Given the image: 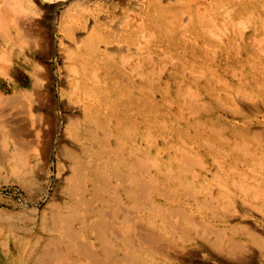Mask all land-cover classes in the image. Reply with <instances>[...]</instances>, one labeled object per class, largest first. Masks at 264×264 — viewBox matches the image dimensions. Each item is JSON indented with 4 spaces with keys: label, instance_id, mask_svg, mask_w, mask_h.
I'll list each match as a JSON object with an SVG mask.
<instances>
[{
    "label": "bare ground",
    "instance_id": "obj_1",
    "mask_svg": "<svg viewBox=\"0 0 264 264\" xmlns=\"http://www.w3.org/2000/svg\"><path fill=\"white\" fill-rule=\"evenodd\" d=\"M21 1L0 0V77L3 76L7 80L13 81L11 73H13L17 62L20 66L32 69V71H27L32 76L30 88L26 91L27 94L23 96H5L0 92V117L2 118L0 120V136L8 140L9 145H7L6 152L9 151V146H12V144L14 151V159L7 158V154H2L0 155V163L3 165L4 163L12 164L15 162L14 175L23 187L28 188L35 177L36 170L33 168V163L37 165L35 167L39 172L44 173L43 171L49 165L46 167V163L39 162V155L42 154L43 160H49L53 140L59 135L58 145L56 144L59 154L56 158L65 161L64 163H66L68 169L67 174L63 175L61 171L64 167L61 163L58 164L55 193L44 210L41 228L38 232L26 230L24 233V237L28 238V241L25 243V250L21 251V263L144 264L143 256L147 258L151 256L152 260H155V257L160 258L164 264H193V260L191 263H187V260L181 255L182 253L176 254L174 251L170 252L165 247L163 248L164 241L161 240V232L160 235H158L159 232H147L146 228L143 227L145 221L153 229L159 227L165 234H172V238L184 245V248L188 245H197L196 241L198 240L202 244V250H212L217 253L216 260H220L221 256H228L232 258L235 264H256L254 254L260 243L256 241L257 229L250 225L253 220L250 224L245 221L244 224L232 227L230 223L234 221L233 218H235L236 212L231 215L230 211L216 206L213 202L212 205L208 204L210 201L206 197L207 203H205L206 201L202 202L203 205L200 206L196 194L191 196V198H195L196 208L198 207L201 210L203 206L205 207L204 204L207 207L211 206L208 211L212 214L213 219L221 216L223 220L220 222L229 221L231 227L221 228V224H215L212 219V221L207 220L205 218L207 217L206 214L202 213V216L201 213H197L195 215L192 206H188L191 198L185 196L177 198V202H175L173 198L170 199L168 192L157 189L158 186L155 183L158 180L168 183L166 173L160 166L151 164L148 161L150 139L154 141L156 159L161 158L164 154L165 148H163L162 143L164 131H166L164 130L166 112L163 113V110L168 103L179 105L178 101L174 102V99L173 101L168 99L171 96L168 98L166 96L167 93H170V90H167L172 85H176L178 88L175 93L179 98L183 94L180 90L184 89L183 92H187L183 95L184 100L180 105L181 108H183L182 105L192 107L198 104L204 107L206 105L214 107L219 105L220 96L224 93L228 95L229 92L235 93L233 97H231L232 95L228 96L230 97L229 103L236 106L241 105L240 103L244 101L248 102L247 99L249 100V98L256 105L259 102L254 98L255 96H258L257 99L264 98L262 85L257 82L254 83L255 81L253 80V82L249 78V76L257 75L262 62L260 59L262 56L259 54L260 49L257 46V38L261 29L257 27L256 22L253 26H246L243 29L241 28L242 23H237L238 25H234V23L231 34L236 43L233 42L232 37V43L230 38L227 42H224L228 37L225 39L218 38L220 41L218 44L222 49L219 48L221 53L217 56V49H213L216 43L211 38V31L208 28L209 23H215L216 17L210 18L207 11L202 13L193 12L194 5L200 0H178L176 5L168 9L165 8V12H162L163 8H158V10L155 8L152 12L153 6H156L159 0H149L146 10L142 11L145 14H132L133 17L128 13V10L130 8L135 10L138 5L136 0H118L119 3L130 7L126 11L120 9V12L116 10L117 6L114 5L117 0H107L111 2L115 14L107 16L110 20L105 21V23L97 21L100 15H104L109 10L108 8L104 9L103 4L97 5L93 10L92 8H84L85 11L79 14L66 15L65 21L62 23V31L68 33L69 43L72 42L70 44L72 47H64L66 49V53H64L67 54L70 60L69 75L71 79L68 82L69 86H67L69 87V93L67 92L68 96L66 97L68 103L61 102L59 104L60 111H54L53 95H50V87L46 84L50 70L41 68L42 66H36L35 63L24 58L25 51L37 52L41 48V52H45L49 44L48 31L38 29L37 22L34 23L28 19L30 13L25 11ZM87 11L88 13H85ZM152 14H154L153 17ZM91 16H93L95 22L89 28L87 22L90 21ZM238 16L239 14L235 13L234 10L230 17L235 20ZM158 18H161L160 22L165 24L167 33L165 31L164 34L160 32L157 34V30H161V28H158L156 32L151 30L155 26L152 27L154 24L150 25L148 22H154ZM245 20L247 21V19ZM225 27L227 26L225 25ZM82 30H85V36L80 35ZM251 31L253 35H251ZM244 44L249 46H243ZM231 62L233 63L230 65ZM244 63H249V67H247L249 71H245ZM240 67L241 70H238ZM17 88L15 87L13 92H16ZM60 96H66L64 90ZM226 99L228 98L226 97ZM260 100L262 101V99ZM19 104L24 106L23 110H25L28 120L26 124L10 121L13 109ZM193 111H197L196 108L191 113ZM204 111L206 112L205 109ZM194 114L196 115L195 112ZM170 118L172 117L168 119ZM241 118L243 119V117ZM200 128L202 129V127ZM256 130L258 131V129ZM257 134L255 133V135ZM169 135L167 136L169 137ZM220 136H224L223 139L227 142L225 135ZM261 136L264 135L261 134ZM193 139L196 138L193 137ZM215 141L217 142V140H214V143ZM211 145L210 147H212ZM262 145L264 147V144L260 146L262 147ZM244 146L239 147L236 144L235 148L238 151L240 150L243 156L251 157L256 163L258 162V167H264L260 148L252 150ZM195 153L200 154L197 151ZM32 154H35L34 159L31 157ZM199 157L196 158L199 159ZM153 158L155 157L153 156ZM221 159L220 162H222ZM162 161L164 160L162 159ZM186 163H188L187 160ZM184 166L186 167L183 164ZM217 167L218 170L220 168L221 174H214L211 165L207 164L203 168V174L199 176L206 183L205 186L201 187V191L203 190L205 196L210 197L209 195H211V201L216 200V198L217 200L227 199L225 193L238 187L236 181L232 183L234 187L229 186L228 180L225 178L226 170L218 164ZM181 172L183 173V171ZM253 172L254 182L255 180L256 182L262 180L261 175L259 177L255 170ZM209 176L217 181L215 189L218 192L216 196H214V189L211 188V184L214 185L211 183L212 180H207ZM52 182L54 183V181ZM201 183L203 184V182ZM37 188L39 187L37 186ZM226 189L228 190L225 192ZM248 193L249 191H247ZM242 198L239 199L238 197L239 200H242ZM238 199L236 198V200ZM231 200H235L234 196ZM240 205H242V202ZM246 205L242 206L245 207ZM258 209L260 207L257 209L255 207L256 211ZM135 214L137 217H135ZM243 221L240 222L243 223ZM254 223L256 222L254 221ZM46 233L48 236L45 237ZM16 243L18 244L19 240ZM148 263L151 262L148 261Z\"/></svg>",
    "mask_w": 264,
    "mask_h": 264
},
{
    "label": "rangeland",
    "instance_id": "obj_2",
    "mask_svg": "<svg viewBox=\"0 0 264 264\" xmlns=\"http://www.w3.org/2000/svg\"><path fill=\"white\" fill-rule=\"evenodd\" d=\"M19 1H21V0H19ZM136 1H137L138 5L136 6L135 10H131V8L128 5H126V4L123 5V4L119 3L118 0L114 2V5L117 6L116 10H118V12H120V9H123L124 11H126L128 8H130L128 10V13L130 15H132V14H135V15L142 14L143 13L142 11L146 10V5H147L149 0H144V1L143 0H136ZM177 1L178 0H159L158 4L156 6H153L154 8H153L152 12H154L155 8H156V10H158V8H163L162 12H165L166 11L165 8H167V9L171 8L173 5H176ZM21 2H22L23 7L25 8V11H28L30 13V14H28V19L30 21L32 20L31 22H34V23L37 22V28L38 29H40L42 31H48L47 39L49 41L48 48L45 50V52H43V51L41 52V48H39L38 49L39 51H37V52L25 51L24 58L28 59L29 61H32L33 63H35L36 66L37 65L39 67L42 66L41 68H44V69L48 68L50 70V75L46 79V84L50 87V95L51 96L53 95L52 96V98H53L52 100H53V104H54V107H55V108H53L54 111L55 110L56 111H60V105L59 104H61V102L62 103L66 102V104L68 103V98H66V97L68 96L67 94L69 93V91H68L69 87H67V86H69L68 82L71 79V77L69 75L70 60L68 59L67 54H65L66 53V49H64V47H70L71 46L70 44L72 42L69 43L70 40H69V38L67 36L68 33L66 31H62V23H64L66 15L69 16L72 13L79 14L80 12L85 11L86 8H88V9L92 8V10H93L97 5L103 4L104 5V9L108 8L109 10H108V12L104 13V15H100L98 17L97 21H99L100 23H105V21L107 22V21L110 20V19H108L107 16L115 14V11H114L115 9L113 8L111 2L107 1V0H87V1L86 0L85 1L84 0H68V1L67 0H31V1L30 0H22ZM57 3H59V4L61 3V5H59ZM82 3H83L84 6L81 5ZM120 7H122V8H120ZM230 8H232V10H230ZM32 9H34V10H32ZM193 9H194L193 12H196V13L197 12L202 13L203 11L204 12L207 11L209 13L208 15L212 19L214 17H216L215 18V23L214 22H213L214 24L209 23L210 26H208V28L211 31V38L216 43L213 46V49L214 50L217 49L216 50L217 51V56L220 55V53H221L220 50L222 49V47H220V45L218 44L220 42L218 38L225 39L226 37H228V39L226 38V40L224 42H227L229 40V38H230V42L232 40H234V38H233V36L231 34L232 33L231 29H232V26H233L234 23H235L234 25H238L239 23H242V27L241 28L243 29L246 26H253L254 22H256L257 27H259L261 29V32L259 33L258 38H257V40H258L257 46L260 49L259 54H260V56H262V58L260 57V59L262 60V62L260 63V66L263 69L261 67H259V71H258L257 75L256 76H251V77L249 76V78L252 79V81L254 80L255 81V82L253 81L254 83L257 82L259 85H262V88L264 89V86H263L264 85V80H263L264 79V60H263L264 59V31H263L264 23H262V22H264V11H263V9H264V0H200L198 3H196L194 5ZM226 10H227V12H226ZM234 10H235V13L239 14L237 19H235V20L230 17ZM228 11L230 12V14H229ZM85 13H88V11L85 12ZM251 13H252V15H251ZM144 14L145 13H143V15ZM228 14H229V16H228ZM153 15L154 14H152V17H153ZM226 16H228L229 18L226 17ZM132 17H133V15H132ZM86 18H88V17H86ZM102 18H103V20H102ZM225 19H227V20H225ZM242 19H243V21H242ZM245 19H247V21ZM160 21H161V18H158V20L156 19V21H154L155 23L151 21V23L148 22V24H150V25L154 24L152 27H154V26L155 27L154 28L151 27L152 28L151 30L155 31V32H156V30L158 28L159 29L161 28V30H157L158 31L157 34H159V32L161 34H164L165 31L167 33V30H165V24L161 23ZM94 22H95V20H94L93 16H91L90 21L87 22L88 23L87 26L89 28H91V26L94 25ZM157 23H158V26H157ZM249 24H251V25H249ZM225 25L227 27H225ZM224 28H225V30H224ZM226 29H227V31H226ZM213 32L214 33L216 32V33L214 34ZM250 33H252L251 35H253L252 31ZM80 35L85 36L86 35L85 30H82ZM214 35L217 38H215ZM216 35H218V36H216ZM50 40H51V42H50ZM233 42L236 43L235 40ZM243 46H247L248 47L249 45L244 44ZM59 47H60V49H59ZM219 48H220V50H219ZM231 48H233V47H231ZM38 52H39V54H38ZM34 54H35V56H34ZM244 58H246V57H244ZM232 63L233 62H231L230 65ZM244 67L246 68L245 69V71H246L247 67H249V63H247V64L244 63ZM238 70H241V67ZM27 71H32V69H30V67L29 68H27V67L25 68L23 66H20L18 64V62H17V64H15V67L13 69V73H11V78H12L13 81L7 80V78H5L3 76L0 77V92L2 94H4L5 96H15V95L16 96H19V95L23 96L24 94H27L26 91H28L29 88H30L29 86H30L31 77H32L30 74H28ZM247 71H249V70H247ZM258 79H260V80L258 81ZM61 82H63V83H61ZM17 86H18V88H17ZM64 86H65V88H64ZM15 87L17 88V90H16V92H13ZM10 88H11V90H10ZM177 89L178 88L176 87V85H172V87L168 88L167 91L170 90L169 91L170 93L169 94L167 93L166 96H167V98L171 96L172 98L170 97L168 99H172V101L174 99V102L178 101L179 105H177V104H172L171 105V104L168 103V104L165 105V108L163 110V113L166 112V116H164V130H166V131H164V133H165L164 136L165 137L163 136L164 139H163V143H162L163 148H165V149L163 151L164 154L161 156V158L164 161H162L161 158L156 159V156L154 154L155 153L154 141H153V139H150V141H149L150 145L148 146V150L149 149L150 150H149L148 153L150 155L148 157V161L151 164L153 163L156 166H160V168H162V170L166 173V181H168V183L165 182V181H164L165 183H163L162 180H160V181L158 180V182L155 183L156 186H158L157 189L165 191V192H168L170 194V199L172 200V198H173V200L175 202H177V198H181V197L183 198L185 196H187V198H191L192 195L196 194V198L200 202V203H198L200 206L203 205L202 202L206 201L205 203H207V200H208V201H210V202H208V204L212 205L214 203L216 206H218L220 208H225L226 211H230L231 215L232 214L234 215L233 212H236L238 215L236 214V216H234L236 219L233 218L234 219L233 222H231V223L229 221L228 222H220V221L223 220V218H221V216H220V218L219 217H215V219H213L212 214L209 213L208 209L211 206L207 207V205L204 204L205 207L203 206V209H201L202 210L201 211V210L198 209V207L196 208V203L194 202L195 198L194 199L193 198L189 199L188 206L189 207L192 206L193 211L195 210V212H194L195 215H197V213L206 214L207 217H205V218H207V220H210V221L214 220L213 222H215V224H217V225L221 224V228L224 227V229L230 228L231 226L233 227L234 225L244 224L245 221H246V223L249 222L247 224H250L252 222V220H253V222L250 225L257 229L256 230V235H257V237H256L257 240L256 241L260 243V246H258L259 248H256V253L254 254V260H255L256 264H258V263L259 264H264V246H261L262 244L264 245V207L262 208V206H264L263 205L264 204V193H263V191H264V181H262V180H264V178H263V176H264V167H261V166L258 167V162L256 163V161L252 160L251 157H247L245 155L243 156V154L240 153V150L238 151L235 148L236 144H238L239 147L245 145L244 147L247 146L248 149L250 148L252 150H255V149L258 150L260 148L259 151H260V154H261V156L263 158L262 161L264 162V152H263L264 151V147H263V145H262V147L260 146L261 144H264V136H261V134L264 135V127H263L264 126V98H260V99H262V101H261L259 98L257 99L258 96H255L254 98H256V100L259 102V103L257 102L258 104H256V105H255V103H253L251 101L252 99L249 98V100L247 99L248 102L244 101L246 104L244 102H242V103H240L241 105H239V106L237 105L236 106V105H231V103H229L230 102V97L229 96L232 95L231 97H233L234 94H235L234 92H232V93L229 92V94H228L229 96L226 93H224V94H222L220 96V98H221L220 100H222L223 102L222 101L220 102V100L217 98V101L219 100L218 101L219 105L216 104L217 106L211 107L209 105H206V107H204L203 105L198 104V105H194L192 107H188V106H185V105L183 106L182 105L183 108H181L180 105H181V103H183V100H184L183 95L187 94V92H183L184 89L180 90V91H182L183 94L179 98L177 96V93H175V91H177ZM63 90H64V92L66 94L65 97H61L60 96L61 92H63ZM248 93H249V91L247 92V94ZM226 97L228 99H226ZM60 99H63V100H60ZM237 99L239 100L238 96H237ZM222 104H223V106H222ZM249 104H252V105H249ZM166 107H168V108H166ZM195 108L199 112L197 113V111H193L191 113V111L195 110ZM23 109H24L23 104L17 105L13 109V111H12L13 113H11L10 121L17 122V123L19 122L20 124H26L28 120H27V117L25 115V110H23ZM180 109H181V111H180ZM186 109H188L189 111H187ZM204 109L206 110L207 113L209 111L210 112L207 114L204 111ZM253 109H255V110H253ZM14 110H16V111H14ZM243 111H245V112H243ZM194 112L196 113V115L195 114L193 115ZM168 113L169 114L172 113V114L169 115ZM182 113H183V116H182ZM199 113H201V114H199ZM168 116L172 117V118L168 119L169 118ZM207 116H209V117H207ZM240 116L243 117V119ZM174 118H177V119L174 120ZM0 120H2L1 117H0ZM168 120H170L171 123H169L170 121H168ZM179 120H181V121L179 122ZM173 121H175V122H173ZM219 121H220V123H219ZM249 121H250V123H249ZM223 124H224L225 129H223L224 128ZM165 125H167L166 127L168 129L165 127ZM195 125L198 126L199 128H197ZM193 127L197 131L194 130ZM200 127H202V129ZM254 127H256V128H254ZM173 128H174V130H173ZM251 128H254V129L252 130ZM192 129H193V131H192ZM256 129H258V131ZM169 130H170V132H169ZM178 130H180V131L182 130V131L178 132ZM254 130H255V132H253ZM200 131L202 133H204V134H202ZM221 131H223V132H221ZM229 131H230V133H229ZM251 131L253 132L254 135H255V133H258L259 135L257 134L258 136L257 135L254 136L253 134H251L252 133ZM177 133H179L180 135L177 134ZM207 133H209V134H207ZM168 134H170L169 137L167 136ZM0 135H1V126H0ZM193 135H195V136H193ZM220 135H225V139L227 140V142L223 139L224 136H220ZM58 136L59 135H57L54 138V140H53V143H52L53 147H52V150H51V154H49V158H48L49 160H47V159L43 160L42 159V154L39 155V162L46 163V167L49 165L48 168H46L43 171L45 174L39 172L38 169L35 167L37 165H35V163H33V165H34L33 168H34V170H36V172H35V177L33 179V182L30 183V186L28 188L23 187L21 185V183L18 181V179L15 177V175H14V173H15L14 170L16 168L15 162L12 163V164L11 163L10 164H5L4 163L3 165L0 163V264H22L21 260H20V256L22 255L21 251L25 250L24 249L25 243L28 241V238L24 237V233H25L26 230H32V232L35 230L36 232H38L39 229L41 228L42 215L44 213V210H45L47 204L50 202V200L52 199V197H53V195L55 193V190H54L55 189V181L57 180L58 164L59 163H61L62 166L64 167L63 170L61 171V173L63 175L67 174L68 169H67L66 163H64L65 161L57 159L58 158L57 154H59V151L57 150V145H58V141H59V137ZM173 137H177V138H173ZM183 137H184V139H183ZM193 137L196 138V139H193ZM243 137H244V139H243ZM245 137H248L249 139L245 138ZM257 137H259V138H257ZM177 139H179V140H177ZM241 139H243V140H241ZM260 139L261 140L263 139V140L261 141ZM198 140H199V142H198ZM214 140H217L218 144H217L216 141L214 143ZM218 140L220 141V144H219ZM222 141L226 142L227 144L222 142ZM228 141H230V142H228ZM200 142H201V144H200ZM168 143H170V144H168ZM3 144H4V146H3ZM166 144H167V146H166ZM171 144H172L173 148H172ZM7 145H9L8 144V140L6 138H2V136H0V155L7 154V156H6L7 158L14 159L13 144H12V146L10 145L11 148L9 146V151L6 152ZM210 145L212 147H210ZM178 146H180V147H178ZM186 146H188V147L186 148ZM1 147H2V149H1ZM213 148L214 149L216 148V149L214 150ZM218 149H219V151H218ZM224 149H226L225 152H224ZM194 150H195V152L197 151L200 154L197 155V153H195ZM183 152H185V153H183ZM220 152H222V153H220ZM30 154H31V152H30ZM214 154L217 155V156H215ZM220 154H221V156H220ZM186 155H187V157H186ZM199 155H201V156L199 157ZM34 156H35V154L31 155V157L33 159H34ZM153 156L155 158H153ZM213 156H215V157H213ZM196 157L197 158L199 157V159H197ZM152 158H153L154 161L152 160ZM221 158H224V159H221ZM176 159H177V161H176ZM220 159H221L222 162L219 161ZM157 160H160V161H157ZM186 160H187L188 163H186ZM0 161H1V156H0ZM171 161H172V163H171ZM213 162H214V164H213ZM166 163H167V165L165 166ZM183 164L186 165V167L185 166L183 167ZM197 164H198V167H197ZM207 164L211 165V168L213 169V173L214 174L215 173H218V174L220 173V168L218 170L217 164L222 166L224 168V170H226L225 178H226V180H228L227 182L229 183V186L232 187L233 186V184H232L233 181L234 182L236 181L235 183L238 185V187L235 190H232V189L230 191H227L228 189L225 190V192L227 191L226 192L227 194L229 193L228 195L225 193V197H227V199L225 198V199H222V200L221 199L217 200V198L215 197L216 200L211 201L212 200L210 198L211 195H209L210 197H208L207 195L205 196L203 190L201 191V187L205 186L206 183L202 179H200L199 176L203 174V168L205 166H207ZM172 166H174V167H172ZM11 168H12V170H11ZM185 168H186V170H185ZM173 170H174V172H173ZM251 170H253V171L255 170L256 173L259 175V177L261 175L262 176L261 177L262 180H259L257 182L255 180V182H254V177H253L254 176V172L251 171ZM12 171H13V173H12ZM37 171H38V173H37ZM181 171H183L184 174ZM178 172H179V174H178ZM228 175H230V176H228ZM245 175H247V176H245ZM167 176H169V177H167ZM172 176H174L175 178L172 177ZM241 179H242V181H241ZM207 180L208 181L212 180L211 183H213L214 185L211 184V188H212V190L214 189V194H215L214 196H216L217 192H218V190L215 189L216 188V184H217L216 179H213L212 176H209ZM52 181H54V183ZM201 182H203V184ZM193 183H195V184H193ZM41 184H42V186H40ZM158 184H161L162 186L158 185ZM163 184H165V185H163ZM182 184H184V185H182ZM246 184H248V185H246ZM37 186L39 188H37ZM47 186H48V188H47ZM248 187H250V188L248 189ZM259 188H260V192H259ZM176 189H177V191H176ZM180 191H182V192H180ZM247 191H249L248 194H247ZM47 195H49V196H47ZM232 196H234V198H235L234 201L231 200ZM205 197L207 198V200L205 199ZM238 197H239V199H241L242 197H244V198H242V200H239ZM236 198L238 200H236ZM155 199L157 200V198H155ZM255 200H256V202H255ZM246 201L247 202L250 201V202L247 203ZM216 202H218V203H216ZM229 202H231V203H229ZM241 202H242V205H246V204L247 205L244 207V206L240 205ZM251 203H253V204H251ZM256 205H258V206H256ZM236 207H238V208H236ZM255 207H256V209L258 207H260V209H258L256 211ZM34 208H36V209H34ZM198 210H199V212H198ZM251 210H252V212H251ZM256 213H258V214H256ZM203 214H202V216H203ZM262 215H263V217H262ZM224 216H225V214H224ZM239 216H240V218H239ZM249 216H251V217H249ZM135 217H137L136 214H135ZM239 220L241 222L243 220L244 221H243V223H241ZM247 220H249V221H247ZM254 221L256 223H254ZM143 223H144L143 227L146 228L147 232H149V231H151L153 233H158L159 232L158 235H160V232H161L162 236L160 235V237H161V240L164 241L163 248L165 247L166 250L168 249L170 252L174 251L176 254L182 253L181 255L185 258V260H187V263H191V261L193 260L192 261L193 264H228V263L229 264H235L234 261L232 260V258H229L228 256H225V257L221 256L222 260L221 259L220 260H216L215 256H217V253L213 252L212 250H210V251H205L204 249L202 250V248H201L202 244L198 240L196 241L197 245H195V246H189L188 245L186 248H184V245H181V243L179 241L177 242L176 240H174V238H172L173 237L172 234L168 233V235H167L162 230H160L159 227H157V229L156 228L153 229V227L150 226L147 222L144 221ZM229 223H230L231 226L229 225ZM255 224H256V226H255ZM30 228H32V229H30ZM151 228H152V230H150ZM75 230H76V228H75ZM258 231H259V233H258ZM46 236H48L47 233L45 234V237ZM164 236H165V238H163ZM166 236H167V238H166ZM18 240H19V243L17 244L16 242ZM260 241H262V242H260ZM173 244H175V245H173ZM196 250L198 251L197 253H196ZM209 252H211V253H209ZM206 254H207V256H206ZM150 257L147 258L146 256H143L142 260L144 261V264H164V262L160 258L155 257V260L154 259L152 260V257L151 258ZM223 257L225 258V260H223L224 259ZM148 261L151 262V263H148Z\"/></svg>",
    "mask_w": 264,
    "mask_h": 264
}]
</instances>
